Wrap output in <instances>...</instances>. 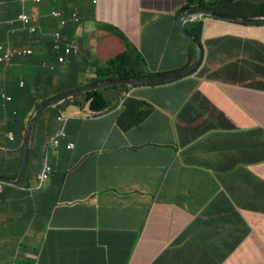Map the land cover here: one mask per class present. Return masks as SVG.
<instances>
[{
  "label": "clouds",
  "instance_id": "obj_1",
  "mask_svg": "<svg viewBox=\"0 0 264 264\" xmlns=\"http://www.w3.org/2000/svg\"><path fill=\"white\" fill-rule=\"evenodd\" d=\"M19 1L22 8L16 9L6 4L5 0H0V34L4 32V29L9 30L18 23L27 24L34 17L27 12V9L41 0ZM163 1L165 0H137L138 24L142 22V25L150 30L153 35L150 37V43L140 40L131 41L121 27L104 20L106 2L103 0H88L89 4L85 7H78V3L74 0H59L62 9L50 17L52 23L47 24L44 30L41 24L34 26L30 35L36 34L24 42L25 45H22L21 50H16L8 44L0 45V62L12 68L17 65L13 60L16 56H21L25 60L24 71L17 85L20 89L29 86L30 92L25 100L36 96L37 82L41 76L50 78L57 91L69 90L74 84H81L80 87L60 96L36 102L29 100L24 108L19 105L20 99L16 95L15 87L8 94L3 90L0 91V109L7 110V113L0 117V151H4L7 155L4 166L0 168V225H8L12 228L11 231L6 232L0 228L3 247L0 251V264H47L46 257L50 253L47 251V246L53 239L68 243L65 252L68 248L76 247L77 255L71 257L73 264H89L84 258L88 251V240L79 224H60L55 214L61 211L77 216L82 214L85 206L73 202L68 189L72 182L81 179L95 166L104 153L105 145L102 144L103 135L100 133V138L96 139L93 147H82L83 143L82 146H77L73 142L74 139L69 137L67 128L74 127V130H81L85 126L83 121H92L97 118L98 114H101L98 120L104 118L108 121L106 130L120 133L128 144L131 141L130 136L138 131L150 116L148 109L150 104L142 98V88H158L165 86L164 84L190 77L196 73V70L204 67L205 60L207 62L204 73L208 72L213 78L206 80L239 84L249 79L255 80L260 76L257 81L264 82V66H256L261 70L260 74L255 67V60H264V56L260 59L242 57V53L248 46L258 41H241L244 37L219 36L208 29L205 23L206 19L210 18L228 23L243 22L249 24L250 27L264 28V0H170V9L174 7L176 9L170 14L164 13L167 15H162L159 10ZM231 7L247 14L245 17L234 16L229 13ZM80 8L81 11H79ZM15 10H17L16 13H14ZM67 10H71L70 16L66 13ZM61 16L65 17L66 21H63ZM188 22L198 23V28L187 31L185 25ZM70 24L75 25L73 31L68 29ZM89 24H93L94 29L87 32L86 28ZM101 25H106L111 30H107L103 38L113 32L125 46L123 54L106 65L98 67H108L111 62H116L118 66L130 68V71L135 70L137 73L144 74L148 70L158 76L127 78L124 75L126 78L123 79L95 82L98 68L96 67L95 72L86 79L79 81L75 78L81 69L76 61L81 56L88 59L93 53V51L87 52L92 43L89 40L99 39ZM168 25H180L182 34L179 36L186 45L189 42L192 47L197 48L200 56L195 66L192 62L178 72L160 74L153 72L156 68L152 66L154 60L151 54L156 52L158 55L157 49L160 47L163 49L156 40V32L161 31L166 37ZM22 34L23 30L19 29L18 41H23L25 38L21 36ZM88 34L92 36L89 38ZM170 36L169 33L167 35L169 44ZM51 45L52 52L57 53L56 58L44 59ZM95 47L94 41V51ZM231 55L234 56L231 57ZM183 57L184 55L181 58ZM224 57L230 59L225 60L228 64L232 60H246L250 69L249 75L226 76L227 65L217 63L218 59L224 60ZM184 60L189 59L185 57ZM192 66L194 68L188 73L179 76ZM75 69V74H73ZM177 75L178 77L175 78ZM122 85L127 87H120ZM93 91L101 92L97 105L98 111L91 109L90 100L85 96L86 93ZM74 96L80 107L75 105L61 107L66 99ZM204 101L209 100L201 94L197 102L201 104ZM85 107L86 111L81 115L79 111ZM73 110L77 112L76 116L71 115ZM216 115L218 117H215L213 122L215 125L219 119L224 120V115L220 110L216 109ZM233 128L235 126L231 122L229 129ZM29 129L30 138L28 139ZM38 131L42 132L43 138L40 145L45 146L52 132L55 137L50 139L49 147L56 150L62 141L64 142L67 154L71 156L66 171L60 165H54L52 161L50 165L39 166L38 163L29 165L30 145L36 139ZM19 136L24 137L23 144L20 143ZM99 142L101 147H99ZM173 155L174 161L178 160V152ZM25 156L27 159L24 162ZM18 158H22L20 166H17L18 163L15 162ZM10 160L13 165L8 170L6 163H10ZM263 162L264 157H259L255 163ZM8 171H10L9 174ZM24 202L29 203L28 208L24 207ZM37 202H41V208L36 205ZM210 207H213L219 217H230L243 221L249 227L248 236L231 239L228 231L218 232V229L214 227L213 218L207 216L206 221L201 222L199 218H204V213L202 217H193L192 221L170 240L167 247L155 258L153 264L159 263L170 251H173L171 259L174 264L218 262L217 259L208 258L205 253L206 249L227 256L222 264H264V232L260 236L254 234L253 228L244 219L240 210L224 193L219 194ZM188 227H190L189 237L186 239L181 234ZM145 228L146 225L134 230L108 231L105 235L111 239L117 238L110 244L98 243V247L104 250L105 264H124L126 259V264H132ZM53 262L57 263V258Z\"/></svg>",
  "mask_w": 264,
  "mask_h": 264
},
{
  "label": "crops",
  "instance_id": "obj_2",
  "mask_svg": "<svg viewBox=\"0 0 264 264\" xmlns=\"http://www.w3.org/2000/svg\"><path fill=\"white\" fill-rule=\"evenodd\" d=\"M103 1L106 2L104 20L121 27L131 41L150 43L153 36L150 30L142 22L138 24L137 0ZM159 10L167 15L161 5ZM229 13L238 17L247 14L232 7ZM205 23L219 36L258 41L248 46L243 58L264 56V28L210 18ZM185 27L189 32L195 30ZM180 34V25H168L166 37L163 32H156V40L163 49H157L153 72L175 73L192 62L196 65L200 51L189 42L186 45ZM94 40L89 41L94 43ZM185 57L189 60H184ZM225 60L230 59H218L217 63L227 65L226 76L249 75L246 60H232L229 64ZM206 62L190 77L158 88H142V98L150 104V116L130 136V143L126 144L120 133L107 131V120L93 126L99 136V133L103 135L104 153L68 189L71 200L83 204L85 209L79 216L67 211L55 214L60 224H79L88 240L84 258L89 264H105V253L98 243L110 244L117 238L105 235L108 231L134 230L145 225L132 264H153L170 240L193 217H202L221 193L240 210L254 234L260 236L264 232V162L255 163L257 158L264 157V82L257 81L260 76L239 84L206 80L213 79L208 72L204 73ZM76 64L82 69L80 60ZM256 66H264V60H255ZM256 69L260 74L261 70ZM89 70L78 80L91 76L96 68ZM201 94L209 101L198 103ZM216 109L224 115L217 125L213 124L218 117ZM231 122L233 129H229ZM90 123L84 122L86 126ZM74 131L73 142L82 146L83 142L78 141L87 137L88 132ZM177 152L178 160L174 161L173 154ZM178 198L182 199V206L179 202L175 204ZM23 205L28 208L29 203ZM36 205L41 208V202ZM0 228L5 232L12 229L8 225ZM67 244L53 239L47 246L50 252L47 264H73L71 257L77 255L76 247L65 252ZM55 257L57 263L53 262Z\"/></svg>",
  "mask_w": 264,
  "mask_h": 264
},
{
  "label": "trees",
  "instance_id": "obj_3",
  "mask_svg": "<svg viewBox=\"0 0 264 264\" xmlns=\"http://www.w3.org/2000/svg\"><path fill=\"white\" fill-rule=\"evenodd\" d=\"M77 2L78 7H85L89 4L87 3L88 0H74ZM6 4H8L10 7H16V9L22 8L19 0H5ZM87 3V4H86ZM73 5L72 3H69ZM74 6V5H73ZM62 9L60 6L59 0H41L38 3H33L29 8L27 9V12L30 15H34L30 19V21L27 24L18 23L17 26H14L12 28L4 29V32L0 34V45L2 44H8L10 47H15L16 50H21L22 45H25L24 42H27L30 37L34 36L36 33L30 35L31 29L38 25H42V29L44 30L47 24L52 23L50 21V17H53L56 12ZM85 9V8H84ZM81 11V8L79 9ZM17 10H15L14 13H16ZM71 10H67L66 13L70 16ZM63 21L65 20V17L61 16ZM49 22V23H48ZM75 28V25L70 24L68 26V29L70 31H73ZM19 29L23 30V34L21 36L25 37L23 41H18V34ZM8 30V31H7ZM108 31H111L108 29ZM57 54V53H56ZM56 54L52 52V45L49 47L47 52L44 55V59L48 58H56ZM234 55H231L233 57ZM123 59V57H122ZM226 59V57H224ZM13 60L17 63L15 67L10 68L8 64L4 62H0V91H4L6 94L10 93L11 90L15 87L16 95L20 99V106L22 108L26 107V102L29 100L32 102H36L39 100H47L50 97L60 96L62 94H65L69 91L74 90L75 88H78L81 86V84H74L69 90L63 89L61 91H57L52 80L50 78H46L45 76H41L37 82V93L36 96L25 100V97L29 94L30 88L29 86H26L24 88H21L17 86L19 84V81L21 79V76L24 71V58H21V56H16ZM127 60V59H124ZM76 69L74 70L75 74ZM130 68H124L123 66H118L116 62H111L108 67H98L97 68V79L95 82H102V81H109L114 79H123L126 78H145V77H155L158 76V74L151 73L148 70L145 71L144 74L137 73L135 70L130 71ZM125 75V76H124ZM74 79V78H72ZM27 85V83L25 82ZM120 87H127L125 85H122ZM86 98L90 100V107L93 111H98L97 105L98 101L101 97L100 91H93L85 94ZM25 100V101H24ZM68 105H75L80 107L78 104V101L76 99V96L71 97L69 99H66L64 103L61 105V107H65ZM1 107V104H0ZM104 111V110H101ZM10 113V112H9ZM102 115L98 114L96 119H92V121H83V122H91L89 126H84L82 130H80V133L88 132V136L80 139L78 142L82 141L83 145L82 147H93L96 144V139L99 137L97 134V129L93 126L98 123L99 121H103V119L98 120ZM100 132V131H99ZM100 134V133H99ZM55 134L53 135V132L51 135L48 136L47 142L44 145H39L36 143L35 140L31 142L30 145V160L29 165L38 163L39 166L44 165H50V161L53 162L54 165H60L64 171L67 170L69 166L68 160L70 159V155L67 154V151L64 146V142L62 141L60 147L56 150H53L50 145V139L54 138ZM24 137L19 136V141L21 144L24 142ZM44 148V149H43ZM22 150L24 151V148L22 146ZM22 158H18L15 162L18 163L17 166H20ZM42 160V161H41ZM10 163H6V166L8 167V170L12 167L13 162L10 160ZM10 171H8V174ZM8 178V177H7ZM209 207L204 211L205 217L199 220L201 222H205L207 219V216L209 218L214 219V227L218 229V232L223 233L225 231H228L231 236V239H239L248 236L250 233L248 225H246L243 221L236 219V218H230V217H219L216 215L215 211L213 210V207ZM1 226V225H0ZM189 228L185 229L183 233L181 234L182 237L188 239L189 237ZM2 234H0V237ZM191 240V239H190ZM68 247V245H67ZM3 250L2 247V240L0 238V251ZM205 253L207 254L208 258L217 259L218 262H207L206 264H222L227 256H222L220 253L211 250L206 249ZM173 255V251H170L168 255L161 259V261L157 264H174L171 257ZM168 260V262H166Z\"/></svg>",
  "mask_w": 264,
  "mask_h": 264
},
{
  "label": "rangeland",
  "instance_id": "obj_4",
  "mask_svg": "<svg viewBox=\"0 0 264 264\" xmlns=\"http://www.w3.org/2000/svg\"><path fill=\"white\" fill-rule=\"evenodd\" d=\"M170 0H165L160 4L162 8L165 9V13L170 14L172 13L176 8L174 7L173 9H170ZM198 23H193V22H188L187 27L188 29H197L198 28ZM87 32L89 30L94 29L93 24H89V27L86 28ZM108 28L106 25H101L100 26V31H99V39H95V51H94V43H91V47L87 50V52L93 51L92 54H90V57L88 59H85L84 56H81L78 58V60L81 61L82 63V69L78 71V74L75 76V78L83 77L84 73L89 72V69H94L97 67L98 64L100 65H106L109 63L112 59H116L119 55L123 54L124 52V44L119 40V38L112 32L108 37L103 38V35L107 32ZM92 34H88L87 37H91ZM264 42V41H263ZM154 47V46H153ZM43 48V47H42ZM87 56L88 54L85 53ZM152 60H155L156 52H153L151 54ZM166 60V57H165ZM86 111V107L82 110L79 111L81 115H83ZM7 113V110L0 109V117L5 115ZM72 116H76L77 112L72 111ZM74 127H69L67 128V133L70 138H74L76 133L73 129ZM36 143L40 145V143L43 142L42 138V132L38 131L37 136L35 139ZM7 160V155L4 151H0V168L4 166V163ZM180 203L179 205L182 206V199L178 198L177 203Z\"/></svg>",
  "mask_w": 264,
  "mask_h": 264
},
{
  "label": "water",
  "instance_id": "obj_5",
  "mask_svg": "<svg viewBox=\"0 0 264 264\" xmlns=\"http://www.w3.org/2000/svg\"><path fill=\"white\" fill-rule=\"evenodd\" d=\"M192 68H194V67L193 66L192 67H189L188 69H186L185 71H183L179 76H182V75L188 73ZM177 77H178V75L175 78H177ZM123 83H130V82H123ZM27 137H28V139L30 138V129H29V132H28V136ZM28 142H29V140H28ZM26 159H27V157L25 156L24 162L26 161Z\"/></svg>",
  "mask_w": 264,
  "mask_h": 264
}]
</instances>
